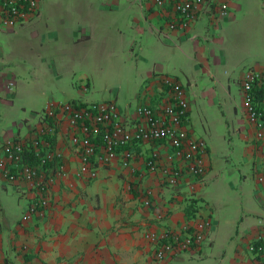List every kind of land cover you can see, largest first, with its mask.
Wrapping results in <instances>:
<instances>
[{
    "label": "crops",
    "instance_id": "0c3cea01",
    "mask_svg": "<svg viewBox=\"0 0 264 264\" xmlns=\"http://www.w3.org/2000/svg\"><path fill=\"white\" fill-rule=\"evenodd\" d=\"M208 1L209 6L200 10L187 28L170 29L168 22L178 17L172 8L173 0L162 6L154 0H38V11L29 20L14 27L0 23V100L13 102L24 79L15 67L25 62L32 65L29 71L35 68L45 73L44 64L58 80L62 77L58 65L62 66L65 59L74 63L112 61L118 48L129 49L131 56V47L136 46L135 57L149 68L147 78L142 84L136 83L133 90L135 107L156 104L165 96L164 77L182 83L178 72L186 77L193 96L199 94L210 105L231 107L233 102L236 108L231 100L235 77L239 90V79L246 68L264 70V0ZM222 2L227 3L228 13L218 16ZM199 72L207 74L203 84L198 83ZM8 80L14 81L12 89L6 87ZM185 88L189 99L185 126L191 137L202 138L196 135L190 121L191 104L196 103V98L192 101ZM241 105L244 123L240 135L248 141L245 153L255 179L257 168L264 164V153L245 117L243 101ZM135 107L130 101L117 106L128 127L137 118ZM40 121L41 115L30 124L24 121V130L19 127L22 121L15 122L0 133V142L30 133ZM47 138L52 147L62 152L66 173L55 178L46 217L23 219L33 191L26 181H6L0 167V187L8 197L6 202L0 197V264H172L202 255L207 249L206 237L192 250L180 251L165 261L154 256L155 245L144 231L166 226L181 230L199 217L211 219L208 235L213 234L208 243L214 245L219 223L202 193L212 166L207 144L206 172L197 177L185 172L180 183L173 186L164 181L159 170L151 171L145 164L153 150L162 156L170 152L167 141H135L128 165L121 163L119 152L97 166L95 178H86L78 171L80 161L64 121ZM146 188L152 189L150 205L143 203ZM13 193L16 202L7 203ZM254 193L264 204L263 192ZM193 200L197 210L190 216L186 207ZM251 219L229 264H256L245 243L259 231L264 232V213Z\"/></svg>",
    "mask_w": 264,
    "mask_h": 264
},
{
    "label": "built area",
    "instance_id": "2783aa9c",
    "mask_svg": "<svg viewBox=\"0 0 264 264\" xmlns=\"http://www.w3.org/2000/svg\"><path fill=\"white\" fill-rule=\"evenodd\" d=\"M166 1L154 0L159 6ZM208 4V0H173L172 8L178 17L168 22V28H187ZM38 7V0H0V23L5 27H14L33 17ZM227 13V3H220L218 16ZM164 81L167 83L165 96L156 104L137 105V118L132 126L126 125L113 99H50L43 107L40 124L33 127L30 133L1 141L3 157L0 158V167L4 179L26 181L33 191L23 219L47 216L55 178L66 173L62 152L52 147L47 138V135L56 132L63 121L68 139L80 161L78 171L86 178H95L97 166L109 162L119 152L121 163L128 165L133 156L131 144L149 140H164L171 146L170 152L163 156L153 150L145 161L149 170L162 173L166 183L178 185L185 172L195 177L204 174L208 166L206 142L203 138L191 137L185 126L189 110L186 88L181 82L167 76ZM239 85L245 117L264 153V70L246 68ZM13 86L14 81L8 80L6 87L12 89ZM260 167L255 174V190L263 192L264 201V164ZM151 197L152 189L146 188L143 203L150 205ZM212 224L209 217H199L181 230L167 226L162 230L147 229L144 236L154 243V256L166 261L180 251L192 250L200 245ZM245 249L256 264H264V232L259 231L249 239Z\"/></svg>",
    "mask_w": 264,
    "mask_h": 264
},
{
    "label": "rangeland",
    "instance_id": "374dc122",
    "mask_svg": "<svg viewBox=\"0 0 264 264\" xmlns=\"http://www.w3.org/2000/svg\"><path fill=\"white\" fill-rule=\"evenodd\" d=\"M131 48H133L131 56L128 55L129 49L118 48L115 59L103 60L101 63L95 61L74 63L71 59H65L62 66L58 65L62 73L58 80L44 64L41 65L44 66L45 73L35 68L29 71L32 66L29 62H25L21 67H15L24 79L20 81L13 102L0 100V133L9 130L15 122L21 121L23 125L19 127L24 130L26 127L24 121L30 124L36 120L50 99L60 101L73 98L93 101L114 99L117 106L130 101L132 107H135L133 90L136 83L142 84L147 78L149 66L135 57L137 47ZM176 74L187 87L188 96L192 101L196 98V103L191 104L190 121L196 135L201 136L209 146L212 161L202 189L203 200L208 203L210 213L219 225L217 239L212 247L208 239L213 233L206 236L204 247L207 249L202 255L178 259L172 264H229L238 241L243 242L240 239L247 222L252 223L251 218L257 213H264V204L254 193L256 181L251 161L246 158L245 149L248 141L240 135V126L244 123L241 91L238 90L235 77L231 100H234L236 108L233 102L231 107L210 105L204 102L199 94L192 95L191 87L189 88L183 73ZM206 77V73L199 72L198 83L203 84ZM84 86L87 87L86 90H83ZM2 191L0 187V197L6 202L8 197ZM9 197L11 198L7 203L16 202L14 193Z\"/></svg>",
    "mask_w": 264,
    "mask_h": 264
},
{
    "label": "trees",
    "instance_id": "16d2710c",
    "mask_svg": "<svg viewBox=\"0 0 264 264\" xmlns=\"http://www.w3.org/2000/svg\"><path fill=\"white\" fill-rule=\"evenodd\" d=\"M196 210H197V208H196V206H195V202H194V200H193V201H191V202L187 205V207H186V212H187L188 215H190V216H194Z\"/></svg>",
    "mask_w": 264,
    "mask_h": 264
}]
</instances>
